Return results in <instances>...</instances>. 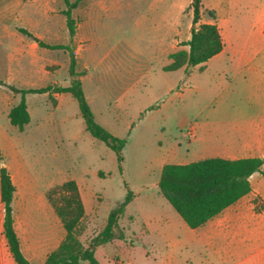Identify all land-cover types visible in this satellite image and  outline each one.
<instances>
[{
  "label": "rangeland",
  "instance_id": "rangeland-1",
  "mask_svg": "<svg viewBox=\"0 0 264 264\" xmlns=\"http://www.w3.org/2000/svg\"><path fill=\"white\" fill-rule=\"evenodd\" d=\"M232 1L228 33L235 45H241L242 36L249 31L248 19L258 15L264 0ZM26 2L27 17L39 19L45 15L54 19L55 37L45 38L46 42L70 43L64 0ZM184 2L123 0L109 11H100L95 20L85 21L86 37L81 28V2L73 10L76 69L83 72V88L97 121L127 139L121 167L116 152L86 130L79 102L72 94H26L31 120L20 128L11 124L8 114L21 95L0 84V167L10 170L18 186V199L24 191L25 177L32 181L35 177L39 187L48 190L75 179L88 213L79 237L87 245L104 228L111 210L124 200L128 190L133 193L119 219L126 240L101 246L96 256L102 264H195V258L204 251L195 245L190 227L160 192L162 163L170 162L168 158L175 151L178 160L186 163L203 158L207 129L231 124L233 117L227 118L228 114H264L262 57L259 65L254 61L238 64L240 54L227 51L196 66L166 70L174 62L173 53L189 50L184 43L191 29L198 26L190 5L183 11ZM201 12L199 22L215 18L213 10L202 8ZM33 43L34 38L27 37V49ZM52 53L55 62L47 64L45 70H27L24 80L6 71L2 79L42 86L70 85L69 54L63 50ZM250 63L261 69H250ZM257 177L264 175L259 173ZM43 198L48 200L47 196ZM255 201L263 205L258 198ZM49 203L50 213L34 209L18 218V225H31L25 231L24 250L33 264L45 263L60 236L62 222L58 218L57 228H53L56 212ZM4 215L0 199V264H17L4 235ZM46 220L52 223L50 230L41 226L40 222ZM34 244L45 245L37 255L40 259L35 256ZM260 255L256 264H264V246ZM80 264L90 263L82 259Z\"/></svg>",
  "mask_w": 264,
  "mask_h": 264
},
{
  "label": "crops",
  "instance_id": "crops-1",
  "mask_svg": "<svg viewBox=\"0 0 264 264\" xmlns=\"http://www.w3.org/2000/svg\"><path fill=\"white\" fill-rule=\"evenodd\" d=\"M122 1L123 0H80L83 16L81 23L83 36L86 37L84 34L85 21L95 20L100 11H109L112 7L114 8L122 3ZM149 1L153 3L154 0ZM201 1L203 4V10L210 9L215 12V19L206 22H216L223 37L224 48L215 56L230 51V53L237 55L240 54L238 56V64L242 63V61H246V63L254 61V64L258 63L259 65L261 57L264 60V6L257 16L248 19L250 23L249 31L245 37L242 36L241 45H235V41L228 33V16L231 12L233 1ZM191 2L192 0H186V2L183 3V11L191 4ZM79 3L77 7L79 6ZM26 4V0H0V78L4 77L7 71L15 76V78L24 80L25 72L27 70H45L47 64L55 62L53 59L55 56L53 53L51 54V51L63 50L65 55L69 54V51L65 49H52L47 46L48 44H65L49 43L44 40L45 38L50 39L55 37L57 25L55 24L54 19L49 16L41 15L39 19H31L27 17L25 11ZM43 19H46L47 22L42 24ZM64 22L67 24L66 16ZM22 29H26L28 32L26 33ZM75 35H70V43L66 44L73 45ZM27 37L34 38L35 43L30 45V49H27ZM70 63L68 64L69 67ZM254 67L255 66L252 67L250 63V69H253ZM254 69L259 71L261 67H255ZM6 82L16 86L40 85L41 87H44L42 86L44 84L38 82ZM56 98L58 100V97ZM226 117L229 119L233 117L229 120L231 124L223 125L220 123L219 125L207 129L209 138L204 147L205 156L203 158L223 157L228 159H238L246 157H264V114L259 117L228 114ZM178 158L179 157L175 151L170 155V158H168L170 159L168 160L170 162H165L166 160L163 161L162 168L167 163H186L182 160H178ZM263 168L264 165L261 168L262 171ZM259 173L261 172H255L250 177L252 185L251 191L233 205L225 208L219 215L213 217L207 223L198 228H191L186 223L190 227L189 232H191L195 245H199L200 250L204 251L201 253V256L195 258V264H256L258 260H261L262 256L260 255V252L264 246V177H257ZM29 178L30 177L24 178V191L21 199H18V186L12 177L16 186L12 203L15 226L25 255L24 239L27 236L25 231L30 229L31 225H18L19 215L21 216L22 213L33 212L32 210L34 209H36L38 213L43 214L50 213L52 210L48 201L49 199L44 200L43 198L47 196L46 192L48 189L40 188L35 177H33L35 182ZM80 192L83 199L81 188ZM257 198L263 205L258 206L255 201ZM54 217L53 228L56 229L59 217L57 214L55 215V213ZM85 218H88V213H86ZM40 223L41 226H43L42 228H45L46 230L52 228V223L49 222V220ZM182 226L187 228L184 223ZM59 232L60 236H57L55 244L52 245L53 249H56L66 236V230L63 227V224ZM45 236L49 237L50 234ZM116 241L122 240L116 239L108 243H114ZM48 245L49 244L47 243L46 247ZM43 246L45 245L34 244V253L36 257L42 252ZM101 246L96 249V253ZM26 257L32 262L27 255ZM37 258L40 259V257ZM37 258L36 260H39ZM45 259L46 258L43 257V261Z\"/></svg>",
  "mask_w": 264,
  "mask_h": 264
},
{
  "label": "trees",
  "instance_id": "trees-1",
  "mask_svg": "<svg viewBox=\"0 0 264 264\" xmlns=\"http://www.w3.org/2000/svg\"><path fill=\"white\" fill-rule=\"evenodd\" d=\"M64 1L67 5V9L64 10L67 26L70 35L74 36L76 19L72 15V10L77 7L80 0ZM202 8L201 0H192L190 9L193 11V22L198 23V26L191 29V36L184 43L189 50L173 53L171 58L174 62L166 70L205 63L223 50L224 41L217 23L199 22ZM22 30L28 32L26 29ZM47 46L52 49L69 51L71 59L69 73L72 82L68 86L17 87L0 78L1 85L21 95L20 101L10 108L8 117L11 124L23 128L30 122L31 115L26 94L71 93L79 102L86 130L116 152L121 167L124 159L123 149L127 139L113 134L97 121L83 88L81 79L83 72L76 69L77 56L73 45L48 44ZM263 165L264 157L238 159L209 157L189 163H167L162 168L158 185L160 192L185 222L191 228H198L248 194L252 189L250 177L255 172H261L264 175V171L261 170ZM15 191L16 186L10 170L7 166H1L0 199L5 210L4 235L17 264H33L22 250L21 240L15 226L12 205ZM47 197L66 230V236L60 245L47 256L44 264H80L82 259L88 260L90 264H102L96 256V249L113 240L126 239L125 230L120 226L119 219L133 198L130 190L124 200L111 210L104 228L93 235L87 245H84L79 238L84 230L83 221L86 217V210L78 182L75 179L66 180L50 188L47 191Z\"/></svg>",
  "mask_w": 264,
  "mask_h": 264
},
{
  "label": "water",
  "instance_id": "water-1",
  "mask_svg": "<svg viewBox=\"0 0 264 264\" xmlns=\"http://www.w3.org/2000/svg\"><path fill=\"white\" fill-rule=\"evenodd\" d=\"M3 166V165H2Z\"/></svg>",
  "mask_w": 264,
  "mask_h": 264
}]
</instances>
